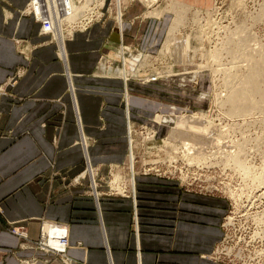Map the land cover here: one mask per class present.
<instances>
[{
	"label": "crops",
	"instance_id": "crops-1",
	"mask_svg": "<svg viewBox=\"0 0 264 264\" xmlns=\"http://www.w3.org/2000/svg\"><path fill=\"white\" fill-rule=\"evenodd\" d=\"M32 1L0 0V264H225L212 258L223 238V200L188 194L157 199L160 191L142 177L149 187L142 190L151 195L135 205L99 195L98 187L97 197L88 179L79 178L88 163L84 137L100 181L127 161V93L131 121L137 119L133 111L147 116L137 100L160 102L143 95L162 90L160 82L124 83L101 67L112 62L111 40L118 48L148 52L158 20L133 23L144 13L133 3L124 32L108 18L77 33L67 48L64 43L63 58L50 35L26 16ZM179 1L202 9L214 4ZM54 225L68 230L65 256L38 245ZM15 227L26 237L14 235Z\"/></svg>",
	"mask_w": 264,
	"mask_h": 264
},
{
	"label": "rangeland",
	"instance_id": "rangeland-1",
	"mask_svg": "<svg viewBox=\"0 0 264 264\" xmlns=\"http://www.w3.org/2000/svg\"><path fill=\"white\" fill-rule=\"evenodd\" d=\"M137 1L139 0H128L126 5H123L122 20H120L117 12L120 7L116 0H111L108 10L106 9L107 0H103L101 5L96 3V0H79L78 7H76L74 0H70V10L74 14L69 17L67 24L71 25V28L60 35L57 23H53V13L55 12L59 17L61 13L67 12L69 10L67 2L65 0H46L47 6L50 5L52 18L49 25L54 29L53 32L57 35V39L49 33L45 34L42 31L41 23H38L41 25V33L46 36L50 35L52 41L57 44L59 57L65 58L66 53L63 44L65 43L67 48L68 41L74 39L77 33L89 31L94 24L103 23L109 18L114 21L115 26L118 27V23H120L121 28H124L127 19L125 11L129 10L130 5L137 3ZM171 1L173 0H159L155 6H148L150 9L148 7L143 8L142 12L144 13H137L139 17L136 16L132 19L133 23L138 19L139 25L146 19L158 20L155 21L149 37L151 44L148 52L141 48V51L130 48L129 45H123L122 41L121 47L118 48L115 42L111 40L109 52L112 55V62L109 63L105 60L101 65V67L105 66L107 76L121 78L124 83L135 82L139 86L149 77L159 75L160 79L156 83L160 82L163 85L159 87L162 90L157 89L153 93L148 95L143 93V95L160 102L137 100L140 109L143 108L141 110L146 112L147 116H140L139 111H133L137 119L132 121V139L126 130L129 144L127 161L122 165L109 168L108 175L104 176L103 182L100 181V176L98 177V166L91 164L90 146L87 145L84 137L88 163H86L85 172L80 174L79 178L84 175L81 180L85 177L88 179L92 193H95L94 189L97 190L98 187L99 195L105 193L104 195H108L106 197L132 199L135 205L139 204V201H145L144 199L151 195L150 192L142 190V188L149 189L145 183L139 182L142 177V181L144 179L153 181L151 185L160 191L154 192V197L157 199L162 197L174 200L182 197L183 199L189 197L185 195L188 194L217 198L218 201L223 200L224 202H220V204L227 203V212L222 220L223 238L212 258L225 264H242L245 263L244 258L247 254L239 257L235 255L240 248L238 244L240 237L249 236V239L250 235L255 232L256 238L260 237L264 240V185L257 188L253 180L255 176L260 177L264 174V107L256 106L249 111L247 110L244 115L234 117L229 114L228 109L223 108V102L231 88V80H234L235 84V81H244L249 74L245 71L249 66L241 60V56H236L238 60L234 58V61L232 56L229 57L232 50L231 45L240 39L245 45L248 43L252 45L256 41L260 45L264 44V19L258 20L264 0H219V3L214 0L213 6L208 9L192 6L186 21L175 33L177 39L169 41L167 40L170 35L168 26L171 18L176 17V13H164L168 11L167 7L170 6ZM27 9L28 7L25 11L26 16L35 20L37 18L36 13L39 11L33 10L34 16ZM98 9L104 15L100 22L93 24L92 21ZM155 9L158 12H164L162 18L159 16H156L158 19L148 18L146 16V13ZM79 14L84 17L88 16L89 22H92L90 28L85 29V26L80 24ZM249 30L256 41L250 42L248 39V42L246 39ZM121 31L124 32L125 30ZM242 32H246L245 35ZM242 38H245L247 43ZM166 42L169 43L168 46ZM242 49L240 46L236 52L240 54ZM227 50L230 51L228 54L223 53H227ZM220 51L223 55L217 58L216 63L213 57L215 52ZM186 53L190 55L191 63L184 62L188 59L185 56ZM201 53L203 56L200 55ZM233 67L234 79H230L229 76L226 77L225 71L230 75ZM166 75H168L167 78H164ZM261 97L256 96L254 98L261 102ZM262 98L264 99V96ZM224 107L229 108L230 106L228 104ZM125 108L128 109L126 99ZM173 114L178 117L207 115L205 116L206 119H210L214 127L217 126V130H223L225 136L216 133V131L211 133L213 138L218 137L219 142L214 143L208 149L206 156L209 157L210 161L203 159L200 160L201 163H197V160H194L195 162L192 160L194 163L191 162V157L187 156L181 145L174 143L168 137L169 131L163 127L164 124L152 123L157 116ZM139 117L141 119H138ZM170 127L174 129L172 125ZM224 143L226 146L223 148ZM239 150H244V156L252 168L251 176H245L234 165L231 156L239 153ZM130 152H133V156ZM132 158L135 163L134 172L130 168ZM135 175L138 182L137 186L132 184L135 181ZM228 218L232 225L234 222L235 224L230 231L227 230L228 232H226L224 225L228 222ZM51 229L47 228L49 232ZM224 246L234 249L235 254H232V258L236 262L229 263L227 259H224ZM220 254L221 258H219ZM257 257L259 259L258 255Z\"/></svg>",
	"mask_w": 264,
	"mask_h": 264
},
{
	"label": "bare ground",
	"instance_id": "bare-ground-1",
	"mask_svg": "<svg viewBox=\"0 0 264 264\" xmlns=\"http://www.w3.org/2000/svg\"><path fill=\"white\" fill-rule=\"evenodd\" d=\"M109 1H111V0H109ZM112 1H114V0H112ZM157 1H159V0H139V1H137L138 5L136 7H139L140 9L146 8L148 6L153 7L157 3ZM127 2H128V0H116L117 5H119V7H120L117 11L118 17L120 20H122V15H123L122 14L123 7H124L123 5H126ZM96 3L101 5L103 3V0H96ZM263 4H262V6H263ZM262 6H261V8H262L261 12L259 11L260 13H259L258 20L264 19V6L263 7ZM190 7H192V6H190L189 4H186L182 1L173 0L170 2V6L167 7L168 11L165 10L166 13H164L163 11L158 12V10L155 9L152 12L146 13L147 14L146 16L148 18H157L156 16H159L160 18H162L163 13L164 14L176 13V17L171 18V20L169 22L170 24L168 26V31H169L170 35L168 36V39L167 38L166 39L170 41V40L175 39V38L177 39V37H176L177 34H175V33L177 31H179L180 26L182 24H184L183 22L186 21V19L188 17L187 16L188 12L191 9ZM148 8L150 9V7H148ZM60 9L63 10L62 8H60ZM171 11H173V12H171ZM255 19H256V17H255ZM121 30H125V29L122 27ZM244 30H246V29H244ZM246 32H242L243 35H245L244 33H246ZM246 36H245L246 39L247 40L249 39L250 42L255 40V38L253 37L250 30L247 32ZM240 40H238V41H240ZM249 40H248V42H249ZM238 41L236 43H234L233 45H231L232 50L230 49L231 53L229 54V57L232 56L233 61H234L235 60L234 58H236V56H238V57L241 56V60L243 62L247 63L249 66V68L245 70L249 74H248V76H246L244 81H242V80L235 81L236 85L234 84V80H231V88L227 94L228 95L227 98L223 102V108L225 110L228 109L229 114L231 116H234V117L244 115L247 110L249 111L256 106L264 107V99L262 98L264 96V44L260 45L255 40L256 42L253 43L252 45H250V43H248V45H245V44H243L242 40L240 42H238ZM245 42L247 43V41H245ZM168 44L166 42L167 46H168ZM166 45H165V47H167ZM170 45H172V44H170ZM240 46H241V48L244 49V51L242 49L241 53L238 54L236 51H237L238 47H240ZM162 47H164V46H162ZM228 47L230 48V46H228ZM228 51L229 50H227V53L226 52H223V53L228 54L230 52V51L229 52ZM215 53L216 54H214L213 60H215L217 63V58H219V56L223 55V53H222V51H220L218 53L215 52ZM162 54H164V53L162 52ZM200 55L203 56L202 53ZM185 56H186V58L188 57V59L184 60V62L191 63L192 60L189 59L190 55L188 53H186ZM222 58H223V56H222ZM220 61H222V59ZM213 63H214V61H213ZM234 64H236V63H234ZM233 69H234V67L231 68V71H230L231 74L230 75H228V73L225 71V74H227L226 77L229 76L230 79L231 78L234 79V76H233L234 73H232ZM229 70H230V68H229ZM180 71H181V69H180ZM167 76L168 75L164 76V78H167ZM120 77H121V75H120ZM256 96H259V97L262 96L261 97L262 101L259 102L258 99H255L254 97H256ZM228 104L230 106L229 108L224 107V106H227ZM126 105L128 107V109H126V111H127L126 112V114H127V133L132 139V136H131L132 135L131 109H130V98H129L128 93L126 94ZM205 116H207V115H205ZM205 116H203L201 114L194 115V116H181V117H178L177 115H174V114L173 115H162V116L155 117L152 123H155V124L163 123L164 124L163 127H166V131H169L168 137L171 138V140H173L174 143H178L179 145H181V147L183 148V150L187 154V156L191 157L190 158L191 162H193L194 160H197L198 161V162L196 161L197 163H201L200 160H203V159L206 161L209 160V157L206 156L208 154L209 147L211 145H213L214 143L217 144L219 142L217 139L218 137L217 138L212 137V134H211L212 131H216V133H220L222 135L224 134L223 130L222 131H220V129L217 130V126L214 127V125H213V123H211L210 119L207 120ZM168 124L172 125L174 129H172L170 127V125H168ZM223 136H225V134ZM223 145H224L223 146V148H224L226 145H225V143ZM132 151H133V149H132ZM243 152H244V150H241V151L239 150V153L233 154L231 156V158L233 159L234 165L241 172H243L245 174V176H251L250 171L252 170V168L249 166L250 164L248 163V160L244 156L245 153H243ZM130 153L133 156V152H130ZM130 164H131L130 168L134 172L135 163L133 161V158H132V161H130ZM82 176H84V175H82ZM134 180H135V178H134ZM253 180H254L257 188L261 187L262 185H264V174H262L260 177L255 176V178H253ZM132 184L135 185V181L132 182ZM134 185H133V187H134ZM47 232H48V230H47ZM67 232L68 231L63 232L62 230H59L58 228L51 229V233L56 234V235H63ZM44 233H45V231H44Z\"/></svg>",
	"mask_w": 264,
	"mask_h": 264
},
{
	"label": "built area",
	"instance_id": "built-area-1",
	"mask_svg": "<svg viewBox=\"0 0 264 264\" xmlns=\"http://www.w3.org/2000/svg\"><path fill=\"white\" fill-rule=\"evenodd\" d=\"M65 1L67 2V6H68L69 10L67 12L65 11L64 13H61L59 15V17L55 14V12L53 13V20H54L53 23H57L58 31L60 32V35H63L64 32H67V30L69 28H71V25H68L67 21H68L69 17H71L74 14V12H72L70 10V5H69L70 0H65ZM216 1L219 3V0H216ZM74 3L76 5V7H78L77 3H79V0H74ZM86 3H87V1H86ZM83 6H80V7H83ZM36 9H39V12L36 13L37 18H35V20L37 22L41 23L42 31L45 34L49 33L50 35L55 37V39H57L56 38L57 35L53 32L54 29L49 25L50 19H52V18H51V12L48 11L46 0H33L31 2V4H29L27 10L34 14L33 10H36ZM40 9H41V11H40ZM77 12H79V11H77ZM79 15H80V20H81L80 24L85 26V29H88L91 27L90 24L92 22H93V24L98 22V21L100 22L101 18H103L104 13L101 14L100 9H98L95 13V16H94L92 22H89L88 16L84 17L81 14H79ZM34 16H35V14H34ZM159 79H160L159 75L151 76V78L149 77L148 79H146V81L143 82L142 85H148V84L156 83L159 81ZM94 192H95L96 196L98 197L97 190L94 189ZM0 211H1V209H0ZM229 218L227 219L228 222L225 223V225H224L226 232L230 231L232 229V226L235 224V222H234V224L232 225L229 222ZM51 228L52 229L58 228L59 230H62L63 232L68 231L65 227L60 226V225H54ZM11 232L14 235H17V236L22 237V238L26 237L22 227L12 228ZM67 235H68V232L63 234V235L52 234L51 230H50V232L48 231L47 235H44L43 239H41V241H39L38 245H39L40 249H42V250L52 251L55 254H58V255L60 254V255L65 256V252H66V248H67V243H66ZM256 236L257 235H255V232L250 235L249 239H248L249 236H247V237L241 236L239 239V243H238L240 248L239 249L237 248L238 249L237 254H235L233 248L224 246V249H223L224 250V253H223L224 259H227L229 261V263L236 262L232 258V254H235L238 257L247 254V256L244 258L245 263H242V264H264V240H263V238H260V237L256 238ZM244 248H245V251H244ZM257 255L259 256V259H258ZM219 258H221V254H220ZM236 264H239V263H236Z\"/></svg>",
	"mask_w": 264,
	"mask_h": 264
}]
</instances>
